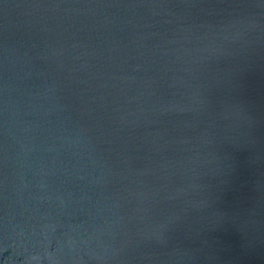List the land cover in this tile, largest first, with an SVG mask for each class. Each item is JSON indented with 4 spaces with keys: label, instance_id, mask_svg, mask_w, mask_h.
Wrapping results in <instances>:
<instances>
[{
    "label": "water",
    "instance_id": "obj_1",
    "mask_svg": "<svg viewBox=\"0 0 264 264\" xmlns=\"http://www.w3.org/2000/svg\"><path fill=\"white\" fill-rule=\"evenodd\" d=\"M0 264H264V0H0Z\"/></svg>",
    "mask_w": 264,
    "mask_h": 264
}]
</instances>
